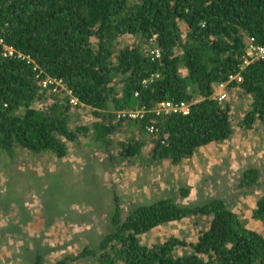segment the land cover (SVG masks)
<instances>
[{
  "label": "trees",
  "instance_id": "1",
  "mask_svg": "<svg viewBox=\"0 0 264 264\" xmlns=\"http://www.w3.org/2000/svg\"><path fill=\"white\" fill-rule=\"evenodd\" d=\"M181 22L189 28L186 39ZM127 34L156 36L161 57L152 61L135 44L117 50ZM0 38V153L11 161L17 147L63 158L70 144L80 147L83 138L100 144L112 164L120 156L140 158L146 139L114 136L128 120L153 135L149 160L178 164L201 147L233 136L230 104L214 96L219 83L229 82L228 89L240 87L251 96L243 128L264 122V59L243 65L251 38L264 47V0H0ZM7 47L13 55L5 56ZM152 74L159 77L148 80ZM231 75L241 79L230 80ZM49 78L62 81L98 120L73 128L74 105L60 88L46 108L33 107L46 99L43 81ZM164 100L186 101L191 111L157 115L156 106ZM138 110H145L144 116L119 117V112ZM259 177L256 167H247L237 193H256ZM180 194L190 191L180 188ZM113 196L110 226L98 243L55 264H264V235L249 228L223 198L183 205L166 197L123 217L121 197L116 191ZM190 215L212 216L198 241L142 242L141 235L153 228ZM253 217L264 222V195ZM179 247L191 251L180 255ZM50 250L38 243L31 264H44Z\"/></svg>",
  "mask_w": 264,
  "mask_h": 264
},
{
  "label": "rangeland",
  "instance_id": "2",
  "mask_svg": "<svg viewBox=\"0 0 264 264\" xmlns=\"http://www.w3.org/2000/svg\"><path fill=\"white\" fill-rule=\"evenodd\" d=\"M180 27L186 39L188 25L181 22ZM152 39L127 34L120 38L117 50L135 44L148 52L156 45ZM64 85L61 83L58 88L66 98ZM45 90L46 99L35 102L33 107L44 109L53 101L54 91ZM228 90L225 103L230 104L235 124L233 136L225 142L201 147L193 157L178 164L168 159L149 160L153 135L143 134L128 120L114 136L116 140L131 136L146 139L148 143L140 158L120 156L112 164L105 149L86 138L80 147L70 144V152L63 158L50 152L33 153L23 147H17L12 161L0 153V264H31L38 243L51 249L44 264H55L67 255L78 254L90 243L97 244L110 226L113 191L121 197L123 217L138 205L166 197L183 205L223 198L249 228L264 235V222L253 217L256 202L264 195V122L258 120L253 128H243L241 122L250 108L251 96L240 87ZM217 93L216 87L214 96ZM96 120L89 106L78 105L73 107L70 125L91 126ZM250 166L258 169L261 184L256 193L240 195L236 185ZM53 182L60 186L52 185ZM180 188L190 194L184 197ZM211 219L210 215H190L168 222L141 235L142 242L153 246L172 237L196 242L209 228ZM190 251V247H179L176 253Z\"/></svg>",
  "mask_w": 264,
  "mask_h": 264
},
{
  "label": "built area",
  "instance_id": "3",
  "mask_svg": "<svg viewBox=\"0 0 264 264\" xmlns=\"http://www.w3.org/2000/svg\"><path fill=\"white\" fill-rule=\"evenodd\" d=\"M153 41L155 42L156 45L152 46L149 49L148 54L150 55V59L152 61H156L157 59H159L161 57V49L158 46V44L156 43V36L153 37L152 43H153ZM1 42H2V39L0 38V43ZM13 53H14V49L7 47L5 56H11V55H13ZM254 59L255 60L256 59H258V60L264 59V47L260 46V45H256L255 42L253 41V38H251L249 40V43H248L247 55H246V57H244L243 65L247 66ZM157 77H159L158 74H152V76L148 80H152V79L157 78ZM236 77H238V76L231 75L230 80L236 79ZM238 79H241V78L238 77ZM148 80H145L144 82H148ZM61 83H62V81H55V80L49 78V79H46L43 81V87L46 89V88H49L50 85L55 84L56 86L52 90L54 92H58L59 91L58 85H60ZM228 83H219L216 86L218 93L215 95V97L221 103L225 102L229 97L230 92L227 88ZM67 95L70 96V102L74 106L79 105V100L76 97L72 96L71 91L68 89H67ZM190 111H191V105L186 101L173 102L171 100H164V101L159 102L158 105L156 106L157 115L170 114V113L188 115L190 113ZM144 112H145V110H142V111H140V110H138V111H122V112H119V117L127 116L128 118L137 119V117L144 116ZM150 130H153V128H150Z\"/></svg>",
  "mask_w": 264,
  "mask_h": 264
},
{
  "label": "clouds",
  "instance_id": "4",
  "mask_svg": "<svg viewBox=\"0 0 264 264\" xmlns=\"http://www.w3.org/2000/svg\"><path fill=\"white\" fill-rule=\"evenodd\" d=\"M67 91V90H66Z\"/></svg>",
  "mask_w": 264,
  "mask_h": 264
},
{
  "label": "crops",
  "instance_id": "5",
  "mask_svg": "<svg viewBox=\"0 0 264 264\" xmlns=\"http://www.w3.org/2000/svg\"><path fill=\"white\" fill-rule=\"evenodd\" d=\"M196 154V153H195Z\"/></svg>",
  "mask_w": 264,
  "mask_h": 264
}]
</instances>
